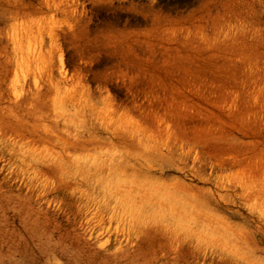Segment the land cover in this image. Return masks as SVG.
I'll use <instances>...</instances> for the list:
<instances>
[{
    "label": "rangeland",
    "instance_id": "rangeland-1",
    "mask_svg": "<svg viewBox=\"0 0 264 264\" xmlns=\"http://www.w3.org/2000/svg\"><path fill=\"white\" fill-rule=\"evenodd\" d=\"M36 2L0 0V264H264V0Z\"/></svg>",
    "mask_w": 264,
    "mask_h": 264
},
{
    "label": "bare ground",
    "instance_id": "bare-ground-1",
    "mask_svg": "<svg viewBox=\"0 0 264 264\" xmlns=\"http://www.w3.org/2000/svg\"><path fill=\"white\" fill-rule=\"evenodd\" d=\"M36 4L33 5V3H29L28 5H22V6H12L11 9H10V15H11V18H13V20L17 19V18H23V19H28V21L26 22L27 23V26H29V29H32V26L33 27H37V30H39L40 26L44 28V26H48L49 24L50 25H53V21L52 20H55L52 18L53 15H56V14H61V15H66L67 13V5L65 3V0H36ZM38 13H46V15L48 14H51V17L48 18V17H43V18H38L39 17V14ZM34 14H37V18L36 20H32L30 19L32 15ZM44 14V16H46ZM36 16V15H35ZM33 16V17H35ZM56 17V16H54ZM52 21V23H51ZM42 24H44V26H42ZM49 25V26H50ZM15 26V25H14ZM54 26V25H53ZM47 28V27H46ZM53 28V27H51ZM48 29V28H47ZM49 30V29H48ZM51 30V29H50ZM26 32L28 31V29L25 30ZM29 31H32V30H29ZM28 31V33H29ZM24 32L25 36L27 37V35L32 36V32H30L29 34ZM40 34V31L39 33ZM42 35V34H41ZM51 36V35H50ZM53 36V35H52ZM27 37V38H29ZM53 38V37H52ZM52 38L50 40H52ZM79 90V89H77ZM82 90V88H81ZM79 93V91H77ZM76 92V93H77ZM82 93H83V90H82ZM69 93L68 96V101L69 102H73V101H76V100H79L83 97L82 94H75V92L73 93V95ZM82 95V96H81ZM85 95V94H84ZM84 98V97H83ZM54 139L56 140H61L63 137L62 136H59L58 134L54 135L53 136ZM65 139V142H67V144H70L72 146H76V145H82V139H80V136L78 134H75L73 136L70 137V135H67Z\"/></svg>",
    "mask_w": 264,
    "mask_h": 264
}]
</instances>
